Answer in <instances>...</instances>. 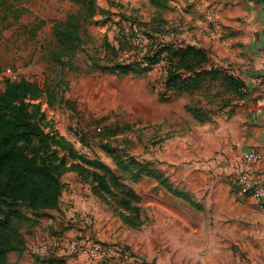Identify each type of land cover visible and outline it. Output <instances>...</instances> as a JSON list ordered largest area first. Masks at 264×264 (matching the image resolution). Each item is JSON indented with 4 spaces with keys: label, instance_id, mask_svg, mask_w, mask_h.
Returning a JSON list of instances; mask_svg holds the SVG:
<instances>
[{
    "label": "rangeland",
    "instance_id": "rangeland-1",
    "mask_svg": "<svg viewBox=\"0 0 264 264\" xmlns=\"http://www.w3.org/2000/svg\"><path fill=\"white\" fill-rule=\"evenodd\" d=\"M152 1L96 0L99 12L83 33L84 43L74 56L63 57L62 78L57 74L61 65L55 60V54L60 49L53 28L78 6L71 0L0 2V91L8 81L4 72L9 66L17 70L20 77L36 81L44 94L31 101L41 106L50 122L47 131L65 136L81 155L87 156L82 161L86 168L105 175L110 191L86 176V170L70 171L66 175L68 181L64 182L62 207L69 194L94 195L91 202L95 209L89 211L95 222L87 228L91 236L85 238L119 244L131 254L154 264L163 261L185 264L178 263L175 258H185L184 255L188 258L191 248L175 246L171 240L175 232L165 230L160 222L169 217L179 219L174 211L165 215L173 209H199L204 204L198 198L188 197L191 193L182 186V177L170 182L165 177L167 169L161 168L164 172L153 165L157 148L165 152L164 145L172 133L168 120L169 117L174 119L177 108L167 102V90L163 85L165 71L156 67L149 73L136 75L133 71L113 72L109 68L113 64L139 65L156 42L187 40L183 23L171 29L165 22L168 20L165 3L157 5ZM133 22L141 26L145 43L133 35ZM105 40L110 44L108 50ZM107 128H117V133H107ZM93 159L105 167L89 161ZM123 198H128L129 203ZM65 208L66 211L54 210L60 212L56 217L63 224L70 215ZM20 210L30 217L34 214L26 204H21ZM49 216L46 220L51 219L52 215ZM72 219L77 218L74 215ZM41 239L48 243V252L43 257L31 250ZM28 242L27 252L32 264H50V257L55 252L60 253L57 245L41 236L29 237ZM68 255L62 252L57 257L64 259V264H72L67 263Z\"/></svg>",
    "mask_w": 264,
    "mask_h": 264
},
{
    "label": "crops",
    "instance_id": "crops-1",
    "mask_svg": "<svg viewBox=\"0 0 264 264\" xmlns=\"http://www.w3.org/2000/svg\"><path fill=\"white\" fill-rule=\"evenodd\" d=\"M162 2L168 8L167 25L173 29L183 23L186 28L187 40L181 42L205 50V67L235 76L250 92L239 93L224 78L209 79L192 92L167 91V102L177 108L174 119L168 120L172 133L164 145L165 152L157 148L153 165L167 169L165 176L170 182L182 177V186L191 193L188 197L198 198L204 206L173 209L165 215L174 211L181 219L164 218L160 224L170 232L173 229L175 246L191 248V257H177L178 263L264 264V207L241 194L236 184L237 176L244 171L264 180V160L253 166H246L242 160L246 151L264 153V0ZM212 15L220 25L221 38L208 32ZM66 175L63 182L68 181ZM92 196L86 192L69 194L64 207L60 205L62 196L59 207L43 212L39 224L26 235L27 247L29 237H43L59 247L60 253L55 252L52 262L57 264L64 260L57 256L66 252V240L77 237L89 241L85 236H91L87 232L90 229L72 219V211L94 210ZM65 207L70 215L63 224L57 217ZM49 215L51 219L46 220ZM27 251L10 252V262L32 264ZM66 258L72 264H108L89 260L84 251Z\"/></svg>",
    "mask_w": 264,
    "mask_h": 264
},
{
    "label": "trees",
    "instance_id": "trees-1",
    "mask_svg": "<svg viewBox=\"0 0 264 264\" xmlns=\"http://www.w3.org/2000/svg\"><path fill=\"white\" fill-rule=\"evenodd\" d=\"M71 1L78 8L53 28L60 49L55 54V60L61 65L57 73L60 78L65 61L63 57L74 56L84 43L83 33H86L87 26L93 22L100 9L96 0ZM153 1L157 5L164 3L163 0ZM133 24H137L140 30L141 26L136 22L131 24L132 33L136 36ZM145 40L141 43H145ZM109 45L105 40L107 50ZM152 47V51L146 52L139 65L135 64L137 67L123 63L113 64L109 68L113 72L133 71L141 75L151 72L158 63L165 61L163 69L167 91L192 92L209 79L224 78L241 93L239 89L244 84L238 78L216 68L205 67L208 56L203 48L175 41L156 42ZM42 94L44 89L26 77L6 81L4 89L0 91V264H12L9 253L27 248L26 235L32 233L39 224L42 213L59 207L64 188L62 177L65 174L86 170V176H90L93 182L97 181L99 187L105 191L111 190L102 172L84 166L82 161L87 156L81 155L71 141L56 131H47L50 122L46 120L41 106L31 101ZM106 132L114 135L117 128H107ZM70 158L76 159L69 161ZM96 159L89 161L104 166ZM123 201L129 203L128 198H123ZM21 204L28 205L34 214L31 217L24 214L20 210ZM24 224H27L26 229ZM53 261L52 255L50 264ZM57 264H64V261L60 259Z\"/></svg>",
    "mask_w": 264,
    "mask_h": 264
},
{
    "label": "built area",
    "instance_id": "built-area-1",
    "mask_svg": "<svg viewBox=\"0 0 264 264\" xmlns=\"http://www.w3.org/2000/svg\"><path fill=\"white\" fill-rule=\"evenodd\" d=\"M132 29L139 41L145 40L137 24H133ZM208 32L213 37H222L220 25L214 15L211 16ZM164 66H166L165 61H161L156 65L158 68H163ZM4 74L10 81H16L20 77L19 72L10 66L5 68ZM239 90L242 94H248L250 92L246 85H242ZM242 160L246 166H253L264 160V153L256 150L246 151L242 155ZM236 184L241 194L251 196L256 200L260 208L264 207V180H257L250 172L244 171L237 176ZM74 215L86 228H91L94 225L95 219L91 212L80 210ZM31 250L34 254L43 257L48 252V243L43 239L38 240L31 247ZM81 251L85 252L89 260H101L108 264H154L153 262L146 261L139 256L131 254L119 244H109L91 239L83 242L77 237L70 238L66 245V252L69 255H74ZM39 264H45V262Z\"/></svg>",
    "mask_w": 264,
    "mask_h": 264
}]
</instances>
